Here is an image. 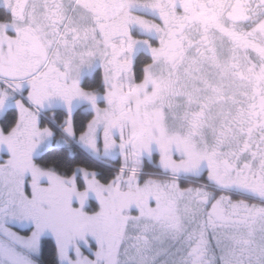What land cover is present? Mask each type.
Returning <instances> with one entry per match:
<instances>
[{
  "label": "snow or ice",
  "instance_id": "obj_1",
  "mask_svg": "<svg viewBox=\"0 0 264 264\" xmlns=\"http://www.w3.org/2000/svg\"><path fill=\"white\" fill-rule=\"evenodd\" d=\"M0 264H264V0H0Z\"/></svg>",
  "mask_w": 264,
  "mask_h": 264
}]
</instances>
